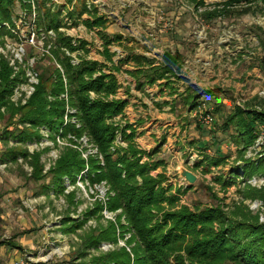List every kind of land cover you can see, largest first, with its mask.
I'll list each match as a JSON object with an SVG mask.
<instances>
[{"label": "rangeland", "instance_id": "1", "mask_svg": "<svg viewBox=\"0 0 264 264\" xmlns=\"http://www.w3.org/2000/svg\"><path fill=\"white\" fill-rule=\"evenodd\" d=\"M30 1L34 8L31 3L13 7L16 11L10 20L2 23L6 34L0 36V65L3 61L6 63L10 79L14 81L6 105L0 107V156L10 149L23 150L27 154L26 158L18 157L15 162L0 161V241H10L20 247L0 246V264H14L20 260L36 264L48 258L55 264H83L119 248L130 254L135 245L128 244L131 239L130 234H126L119 236L115 245L102 242L96 250L86 249V258H80L78 254L87 234L110 223L117 226L118 223L126 225V222L124 217H119L120 211H108L106 204L114 193L109 182L98 180L97 174L91 170L90 160L104 166L103 155L97 146L86 134L76 136L65 131L69 127L82 129L79 111L70 106L66 81L63 82V94L47 96L48 101L57 99L65 104L63 124L58 132H51L46 126L35 128L21 122L24 109L40 85L42 75H52L56 70L63 77V66L57 60L58 56L69 58L73 66H77L82 57L106 66H119L120 71L114 73L117 77L130 70L128 67L133 61H121L129 55H144L157 65L165 51L179 50L184 62L179 75L171 77L169 82L177 97L171 105L159 101L153 103L148 111L145 109L146 119L159 123L150 139L144 134L152 129L153 123L139 130L144 119H138V124L129 122L123 111L106 121L116 128L110 153L118 149L124 152L133 143L137 150L144 152L140 163L161 161L163 165L150 171L149 175L153 178L160 174L164 176L166 180L160 186L168 193L180 191L177 207L195 210L219 205L227 214L241 207L264 224V200L243 195L246 189L264 191L263 182L251 183L253 179L264 178V156L257 158L264 153V145L255 147L248 157L249 146L240 158L235 146L230 150L226 148L228 142L223 141L225 136L221 134L222 118L232 111L234 105H244L255 96L262 97L264 68L259 60L264 55L257 37L261 36L258 28L264 30V0L234 5L231 11L248 9L243 15L233 12L218 16L213 11L216 7L221 9L224 0H196L199 4L193 0H78L90 5V12L82 15L76 24L67 12L72 6H66L67 0H58L63 4L58 11L61 27L57 32L47 29L39 12L43 3L55 4L56 0ZM93 9L105 20V33L112 39L120 37L109 47L114 53L111 61H105L101 55L100 28H90L85 24V21H91ZM59 34L71 38L73 46L78 44V40H83L85 45L79 44L73 51L63 46L53 52ZM52 77L56 78L54 74ZM214 88H219L222 93L202 95ZM126 91L127 97L132 98L128 88ZM158 93L157 99L166 98L161 95L163 93ZM190 96L198 97L194 107L185 105ZM89 97L93 100L97 96L91 93ZM216 106L218 112H215ZM211 107L215 121L207 127L201 123L200 111ZM169 113L174 118L172 123H167L171 121L166 116ZM160 114L163 115L157 117ZM128 125L132 128L128 129ZM132 129L135 131L133 142L125 140L123 135H130ZM172 130L173 134L170 133ZM4 131L9 135L7 138L1 136ZM22 132L31 133V136L36 132L34 134L38 138L19 142V138L12 137ZM173 137L175 141H172ZM71 151L78 153L84 161L83 170L77 174L74 183L63 176L60 192H44L43 185L52 187L58 161ZM151 153L153 156L149 157L147 154ZM204 155L226 158L221 165L206 167ZM255 159L259 161L254 162ZM196 163H200L197 168ZM176 165L197 176L190 190L180 184L181 180L174 172ZM249 166H253V170ZM36 167L38 173L35 174ZM236 167H239V172H232ZM33 174L40 176L38 182L31 180ZM137 181L141 183L138 177ZM224 183L230 184L223 187ZM89 212L93 214L90 216ZM74 223L81 224V227L74 233L62 232V228ZM60 252L65 254L59 257ZM16 257L22 258L16 260Z\"/></svg>", "mask_w": 264, "mask_h": 264}, {"label": "trees", "instance_id": "2", "mask_svg": "<svg viewBox=\"0 0 264 264\" xmlns=\"http://www.w3.org/2000/svg\"><path fill=\"white\" fill-rule=\"evenodd\" d=\"M26 1L0 0V36L6 34L2 23L10 20V16L16 11L13 7L20 8L28 4ZM193 1L199 4L196 0ZM240 2L251 3L253 0H224L221 3V9H216V7L213 13L217 16L232 14L236 12L231 11L233 6ZM66 4L72 6L68 10V16L74 24L83 14L90 12L85 1L67 0ZM60 6L54 3L50 5L43 3L39 12L45 19L47 29L57 32L61 27L58 12ZM93 10L91 21H85V24L90 28H100L98 34L103 42L101 55L105 61H111L114 53L109 47L120 37L110 38L103 30L105 20L102 16H97L96 10ZM247 10L241 9L236 13L243 15ZM258 29L261 36L257 38L264 55V30ZM77 43L82 47L85 45L83 40H78ZM63 46L69 47L71 51L76 47L72 45L71 38L59 34L53 52ZM87 53L86 50L85 54ZM57 60L63 66V77L56 70L53 73L55 79L52 77L53 74L44 73L42 75L40 85L24 109L21 122H27L35 128L46 126L51 132H58L63 124L62 113H64L65 104L57 99L54 102L48 101L47 96L59 97L63 94V82L66 81V87L69 86L67 91L70 106L79 111L82 129L69 127L65 131L72 132L76 136L86 134L92 144L97 146L103 155L104 166L100 167L90 160L91 170L97 174L98 180L106 179L114 193L106 204L108 211H120L119 217H124L126 222V225L118 223L117 226L110 223L105 228L100 227L99 230L87 234L82 240V249L78 254L80 258H86L88 256L86 249L96 250L102 242L115 245L118 237H124L126 234H130L129 239L131 240L128 244L135 243L130 254L124 248H119L117 251L93 257L83 264H264V224L259 223L257 217L250 215L241 207H236L230 214L224 213L219 205L195 210H190L186 206L177 207L180 191L177 190L176 194L168 193L160 186L166 180L164 176L160 174L158 178H153L149 175L150 171L163 165L161 161H152L151 164L140 163L144 152L137 150L133 143H130L124 152L118 149L110 153V147L115 140L116 128L107 124L106 121L122 114L127 105V101L115 98L119 84L114 73L120 71L119 66H106L86 57L80 58L77 66H73L69 58L58 56ZM128 60L136 64V69L128 71V74L136 80V88L139 89L145 85L152 86L162 80L169 83L171 77L179 75L184 56L179 50L165 51L161 56V63L157 65H154L153 60H149L144 55H131L121 61ZM121 61L119 64H122ZM260 63L264 68V57L260 58ZM13 85L10 70L3 61L0 65V107L6 105ZM91 93L97 96L96 99H90L89 94ZM221 93L219 88H214L203 92L202 95L210 96ZM197 99L198 97L190 96L189 101H185V105L190 104L194 107ZM218 111L219 108L216 106L215 112ZM258 127L264 129V99L255 96L244 105H234L232 111L222 118L221 134L226 137L223 141L226 140L228 144L235 146L241 158L246 148L254 143ZM127 128L132 127L128 125ZM34 133V136L25 132L11 136L19 138V142H24L28 139H37L38 136ZM123 135L125 140L133 142L135 131L132 129L130 135L124 133ZM1 136L7 138L9 135L7 131H4ZM147 155L153 156L152 153ZM204 156L206 167L221 165L226 158ZM18 157L26 158L27 154L23 150L10 149L1 154L0 161L15 162ZM199 165L200 163H196L195 168ZM83 168L84 161L79 154L75 151L68 152L57 163L55 176L51 181L52 187L49 184L43 185L44 192H49V190L60 192L63 189L61 185L63 176H67L74 183L75 177ZM248 168L253 170V166ZM238 170L239 167H236L232 169V172L237 173ZM36 173H38L37 167ZM35 174L31 176V180L38 182L40 176ZM137 177L140 178L141 183L137 181ZM229 184L224 183L222 186L226 187ZM191 188L188 187L187 190ZM243 195L264 200L263 190L248 191L246 189ZM92 214L89 212L90 216ZM80 227L81 224L74 223L61 230L63 233H74ZM0 246L20 249L10 241H0Z\"/></svg>", "mask_w": 264, "mask_h": 264}, {"label": "crops", "instance_id": "3", "mask_svg": "<svg viewBox=\"0 0 264 264\" xmlns=\"http://www.w3.org/2000/svg\"><path fill=\"white\" fill-rule=\"evenodd\" d=\"M148 59L152 60L150 58H148ZM128 69H130L129 71H134L136 69L135 64L133 62L130 63V67H128ZM127 73L124 74L121 72V75H117L119 88H118L117 93H116V98L127 101V105L124 109L123 116L129 122L138 124V122H137L138 119H144L142 121L143 125L139 124V125H141L138 128L139 130L140 129L144 130L146 128V125H150L151 123H153V125L151 127L152 129L144 134V136L147 137V139H150L149 136L151 135L153 130H155L157 128V125L159 123L154 122L152 119H146L145 109H147V111H148L150 109V106L153 105V103H157L159 101L164 102L165 103L164 105H171L173 103V100L177 97V95L174 94V92H176V91L173 89L171 91V88H173L172 85L169 83H165V81H163V80L158 81L157 83H155L152 86L145 85L144 87L138 89V88H136V80L132 76H129V74H127ZM127 88L129 89V94H131L132 98L127 97V94H126ZM179 91H181V90H178V92ZM158 92L163 93L161 95H165L166 98L157 99V97L159 96ZM167 94H168V96H167ZM142 96H144V97L141 98ZM203 98L204 97H201V99H203ZM161 115H163V114H160L157 117L160 118ZM166 116L169 117L171 120V121H168L167 123H172V120H174L173 116L170 113L167 114ZM167 132L169 133V131H167ZM170 133L173 134L174 133L173 130ZM168 140H169V138H168ZM175 140H176L175 137H173L172 141H175ZM149 145H151V144H149ZM31 243L33 244V242H31ZM31 243H30V245H31ZM21 258L22 257H16L15 259L18 260Z\"/></svg>", "mask_w": 264, "mask_h": 264}, {"label": "built area", "instance_id": "4", "mask_svg": "<svg viewBox=\"0 0 264 264\" xmlns=\"http://www.w3.org/2000/svg\"><path fill=\"white\" fill-rule=\"evenodd\" d=\"M28 4H32V6H33V8H34V5H33V2H31L30 0H27L26 1ZM88 3V2H87ZM55 4H59V5H62L61 4V2H59L58 0H56L55 1ZM66 6H67V4H66ZM87 8H88V10L90 9V5L89 6H87ZM71 9V7L68 9V10H70ZM62 10V9H61ZM63 10H66V9H63ZM62 10V11H63ZM68 12V11H67ZM84 15V14H83ZM66 18H67V13H66ZM122 57H123V55H122ZM261 95H262V97H261V99H264V88L262 89V91H261ZM260 98V97H259ZM237 105L238 106H240L241 104L240 103H237ZM212 109H213V107H211V108H209V109H203V111H200V114H202V116L200 117L201 118V123L204 125V126H207V127H209V126H211L213 123H214V121H215V114H214V112H212ZM264 145V129L262 128V127H258V131H257V137H256V139H255V141H254V143H253V145L252 146H250L249 148H248V157H250V155L253 153L252 152V150H254V148L255 147H257V146H263ZM226 148L227 149H233V145L232 144H228L227 146H226ZM264 156V153L262 154H260V155H258V157L257 158H262ZM258 159H255L254 160V162H256ZM181 183L180 184H184L183 186L185 187V188H187L186 187V184L181 180L180 181ZM250 182V181H249ZM256 182H259V184L260 183H264V178H261V179H259V180H257V179H253L252 181H251V183H253V184H258V183H256ZM260 205V204H259ZM254 206H256V204L254 205ZM65 253L64 252H60V254L58 255L59 257H62L63 255H64ZM14 264H26L23 260H20V261H16V262H14ZM36 264H55L54 262H52V260H51V258H48V259H45V260H43V261H41V262H38V263H36Z\"/></svg>", "mask_w": 264, "mask_h": 264}, {"label": "water", "instance_id": "5", "mask_svg": "<svg viewBox=\"0 0 264 264\" xmlns=\"http://www.w3.org/2000/svg\"><path fill=\"white\" fill-rule=\"evenodd\" d=\"M174 172L176 173L177 178L186 184L187 188L192 187L197 181V176L181 165H176Z\"/></svg>", "mask_w": 264, "mask_h": 264}]
</instances>
